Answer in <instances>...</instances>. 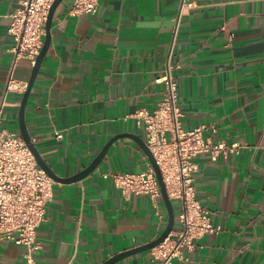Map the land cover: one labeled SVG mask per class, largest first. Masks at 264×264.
I'll list each match as a JSON object with an SVG mask.
<instances>
[{"label":"crops","instance_id":"crops-1","mask_svg":"<svg viewBox=\"0 0 264 264\" xmlns=\"http://www.w3.org/2000/svg\"><path fill=\"white\" fill-rule=\"evenodd\" d=\"M21 0H0V128L20 135L27 59L13 62L7 33ZM62 0L50 43L30 89L24 121L31 142L58 177L86 167L113 135L145 141L131 115L162 99L167 64L177 82L182 129L200 124L214 143L236 151L194 158L195 197L217 234L192 240L164 264H264V0H98L93 14L69 13ZM60 133L56 137L55 133ZM149 161L130 137L115 140L99 165L73 182L53 179L32 264H101L157 237L167 214L159 197L123 194L105 172L137 173ZM177 229L173 228V231ZM23 245L0 242V264H27ZM113 264H162L145 250Z\"/></svg>","mask_w":264,"mask_h":264},{"label":"built area","instance_id":"built-area-1","mask_svg":"<svg viewBox=\"0 0 264 264\" xmlns=\"http://www.w3.org/2000/svg\"><path fill=\"white\" fill-rule=\"evenodd\" d=\"M54 0H21L11 14L7 33L13 38L10 52L13 62L27 59L34 65L45 34V22ZM69 13L93 14L98 0H69ZM12 68L4 85L3 95L23 92L26 82L12 78ZM163 83L162 99L151 112L141 108L131 116L145 130V144L152 153L166 189L167 197L177 202L179 229L168 233L163 241L149 249L153 256L166 263L180 253L183 246L192 247V240L203 235L217 234L221 227L214 225L208 211L195 197L193 184L197 164L194 158L236 151L238 145L214 143L204 131L212 126L200 124L184 130L180 125L182 111L177 104V82L171 66L156 79ZM55 136L60 137L56 132ZM109 180L123 194H145L153 207H157L160 188L149 165L137 173L105 172ZM53 179L37 164L23 138L12 131L0 128V242L11 241L23 245L27 264L33 263L34 252L39 248L37 228L46 218V204L52 197ZM173 205V204H172Z\"/></svg>","mask_w":264,"mask_h":264},{"label":"water","instance_id":"water-1","mask_svg":"<svg viewBox=\"0 0 264 264\" xmlns=\"http://www.w3.org/2000/svg\"><path fill=\"white\" fill-rule=\"evenodd\" d=\"M61 1L62 0H54L51 4L50 8H49L47 19H46V22L44 25L45 34H44L43 44L41 46L39 54L36 56L35 63L31 68V73H30L29 79L27 80L26 88L23 91L20 102H19L18 129H19L20 136L23 138V140L25 141V143L27 144V146L31 150V152L34 155V158H35L37 164L40 166V168H42L52 179L59 181V182H73V181L79 180V179L87 176L88 174H90L99 165V163L103 159V157L106 154L110 145L115 140H117L118 138L130 137V138L134 139L137 142V144L140 146V148L142 149V151L146 155V157L149 161V164L153 168L154 174H155L156 179L158 181V185L160 188V196H161V199H162L164 206H165V209H166L167 220H166V224H165L164 228L159 233V235H157V237H155L151 241L144 243V244H141V245H138L136 247H132L130 249L124 250L120 253H117V254L111 256L110 258H108L107 260H105L104 262L101 263V264H113V263L117 262L118 260H120L124 257H127L129 255H133V254L145 251V250H149L152 247L160 244L163 241V239L168 235V233L174 227L173 205H172L171 201L169 200V198L167 197L166 189H165V186H164V183H163L160 171H159V167H158L157 163L155 162V159H154L152 153L147 148L145 141L139 136H136V135L130 134V133H119V134L113 135L111 138H109L103 144L102 148L98 151V153L93 157V159L90 161V163L86 167H84L82 170L78 171L77 173L70 175V176H67V177H58L57 175H55L51 171V169L46 165L45 161L40 157L37 149L35 148V146L31 142V139H30V136H29V133L27 131L25 121H24L25 105H26V101H27L30 89L33 85V82L35 80V77L37 75L39 67L41 65L42 59H43V57H44V55H45V53L49 47L50 24H51L52 16H53L55 8L57 7V5Z\"/></svg>","mask_w":264,"mask_h":264},{"label":"rangeland","instance_id":"rangeland-1","mask_svg":"<svg viewBox=\"0 0 264 264\" xmlns=\"http://www.w3.org/2000/svg\"><path fill=\"white\" fill-rule=\"evenodd\" d=\"M172 204H173V211H174V227L173 228L179 229L178 221H177V209H178L177 202L173 201Z\"/></svg>","mask_w":264,"mask_h":264}]
</instances>
